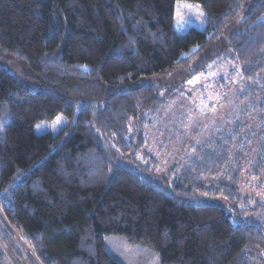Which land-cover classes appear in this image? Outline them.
<instances>
[{
  "label": "trees",
  "instance_id": "obj_1",
  "mask_svg": "<svg viewBox=\"0 0 264 264\" xmlns=\"http://www.w3.org/2000/svg\"><path fill=\"white\" fill-rule=\"evenodd\" d=\"M180 1L202 9L205 28L174 30ZM223 58L264 122V0H0V206L40 264H119L108 236L152 248L159 264L264 255V229L240 220L256 207L239 193L264 170V123L236 122L166 186L112 165L97 135L127 154L142 143L127 141L130 119L177 87L161 80ZM58 115L62 133H34Z\"/></svg>",
  "mask_w": 264,
  "mask_h": 264
},
{
  "label": "rangeland",
  "instance_id": "obj_2",
  "mask_svg": "<svg viewBox=\"0 0 264 264\" xmlns=\"http://www.w3.org/2000/svg\"><path fill=\"white\" fill-rule=\"evenodd\" d=\"M205 26L206 15L198 5L185 1L176 3L173 28L177 33H184L190 27L202 30ZM235 62L234 58H223L196 75L191 70H180L167 80H161L164 85H177L176 89L168 95L167 91L163 92L161 95L165 99L162 103L140 109L138 116L129 121L131 139L127 141L142 142L140 146L127 154L121 153L112 137L98 132L111 164L128 166L154 183L166 186L165 182L169 180L171 183L170 178L176 176L177 170L195 155L197 149L236 122L247 123L251 130L258 131L264 122L259 120L261 117L252 116L261 107L244 100L246 97L242 98L244 87L239 82L241 77ZM67 124V118L58 115L49 121H38L33 131L35 134L57 135ZM67 136L68 133L64 139ZM239 193L251 207H256V210L242 214L240 220L264 229V170L258 178L244 175ZM200 200L221 206L225 204V199L219 196H202ZM104 245L119 264H159V256L152 248L130 245L121 236L105 237ZM0 253L4 257L3 264H40L20 233L8 223L1 206ZM252 264H264V255L258 253Z\"/></svg>",
  "mask_w": 264,
  "mask_h": 264
},
{
  "label": "snow or ice",
  "instance_id": "obj_3",
  "mask_svg": "<svg viewBox=\"0 0 264 264\" xmlns=\"http://www.w3.org/2000/svg\"><path fill=\"white\" fill-rule=\"evenodd\" d=\"M190 83H191V81H190Z\"/></svg>",
  "mask_w": 264,
  "mask_h": 264
}]
</instances>
